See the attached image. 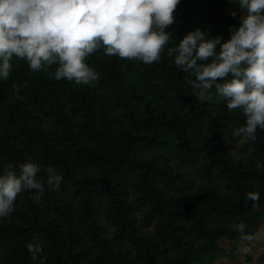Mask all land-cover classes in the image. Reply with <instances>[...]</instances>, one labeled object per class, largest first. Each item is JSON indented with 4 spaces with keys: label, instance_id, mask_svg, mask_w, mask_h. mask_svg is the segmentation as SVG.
Instances as JSON below:
<instances>
[{
    "label": "trees",
    "instance_id": "16d2710c",
    "mask_svg": "<svg viewBox=\"0 0 264 264\" xmlns=\"http://www.w3.org/2000/svg\"><path fill=\"white\" fill-rule=\"evenodd\" d=\"M245 14L238 0H181L159 62L86 58L99 81L56 80L13 57L0 79V174L29 158L62 174L59 188L17 196L0 218V264H213L234 258L244 222L264 219V130L229 150L245 123L212 90L196 99L167 49L197 28L230 39ZM38 178H46L43 171ZM258 192V202L245 193ZM228 237L229 248L220 239ZM43 251L32 259L28 243Z\"/></svg>",
    "mask_w": 264,
    "mask_h": 264
},
{
    "label": "clouds",
    "instance_id": "9594fccd",
    "mask_svg": "<svg viewBox=\"0 0 264 264\" xmlns=\"http://www.w3.org/2000/svg\"><path fill=\"white\" fill-rule=\"evenodd\" d=\"M181 0H0V79L7 80L13 57L26 60L35 73L57 65L56 80L90 85L99 74L85 61L101 48L107 56L159 62L172 39L166 31L175 23ZM234 2V0H230ZM245 14L230 39L211 36L197 28L167 49L175 65L194 79L187 84L197 100L211 102L212 90L227 109L240 110L245 123L232 132L243 142H254L257 129L264 130V0H238ZM262 166L256 164L259 170ZM46 178H38L41 172ZM62 174L52 166L42 169L31 158L9 164L0 174V218L14 211L17 196L32 192L40 202L45 187L59 188ZM258 192L245 193V201L258 202ZM240 222L239 240L259 237L245 233ZM36 259L43 251L40 242L28 243ZM244 253L250 251L245 245Z\"/></svg>",
    "mask_w": 264,
    "mask_h": 264
},
{
    "label": "rangeland",
    "instance_id": "374dc122",
    "mask_svg": "<svg viewBox=\"0 0 264 264\" xmlns=\"http://www.w3.org/2000/svg\"><path fill=\"white\" fill-rule=\"evenodd\" d=\"M242 139L240 137H233L232 133L228 136L229 150L235 157L245 156L248 149L242 147ZM258 239L251 242L238 243L239 251L234 258L221 257L213 264H264V219L258 216L255 224V232L252 234ZM225 248H229L228 237L220 239ZM247 246L250 251L244 253L242 248Z\"/></svg>",
    "mask_w": 264,
    "mask_h": 264
}]
</instances>
